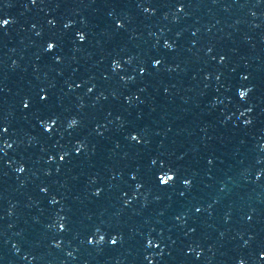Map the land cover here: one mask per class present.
<instances>
[{
    "label": "clouds",
    "instance_id": "clouds-1",
    "mask_svg": "<svg viewBox=\"0 0 264 264\" xmlns=\"http://www.w3.org/2000/svg\"><path fill=\"white\" fill-rule=\"evenodd\" d=\"M3 23H4V24H7V23H8V20L3 21ZM80 38H81V40H82V39L84 38L83 35H81ZM48 47H49V49H51V48L53 47V45L50 43V44L48 45ZM244 97H245V96H244ZM71 123L74 125V124L76 123V121L73 120ZM171 177H172V179H170V180L168 181V183L171 182V181L174 179L173 176H171ZM168 183H166V184H168ZM186 183H187V182H186ZM164 184H165V183H164ZM113 243H115V241H113Z\"/></svg>",
    "mask_w": 264,
    "mask_h": 264
}]
</instances>
